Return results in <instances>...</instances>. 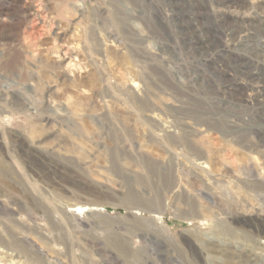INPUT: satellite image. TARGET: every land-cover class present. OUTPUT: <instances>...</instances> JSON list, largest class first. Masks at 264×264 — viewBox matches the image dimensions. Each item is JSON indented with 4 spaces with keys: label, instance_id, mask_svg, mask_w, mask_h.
<instances>
[{
    "label": "rangeland",
    "instance_id": "obj_1",
    "mask_svg": "<svg viewBox=\"0 0 264 264\" xmlns=\"http://www.w3.org/2000/svg\"><path fill=\"white\" fill-rule=\"evenodd\" d=\"M263 75L264 0H0V264H264Z\"/></svg>",
    "mask_w": 264,
    "mask_h": 264
},
{
    "label": "bare ground",
    "instance_id": "obj_2",
    "mask_svg": "<svg viewBox=\"0 0 264 264\" xmlns=\"http://www.w3.org/2000/svg\"><path fill=\"white\" fill-rule=\"evenodd\" d=\"M249 51V50H248ZM252 72V71H251ZM256 72V71H255ZM259 72V71H258ZM258 72H256L255 74H254V77H255V79L257 80V81H259V80H262V78H261V76H260V74H258ZM264 76V75H263ZM264 78V77H263ZM253 80V79H252ZM263 88V87H262ZM264 90V89H263ZM258 91V90H257ZM259 93H262L261 91H259ZM258 95V94H257Z\"/></svg>",
    "mask_w": 264,
    "mask_h": 264
}]
</instances>
